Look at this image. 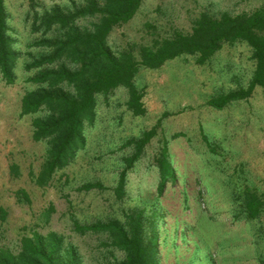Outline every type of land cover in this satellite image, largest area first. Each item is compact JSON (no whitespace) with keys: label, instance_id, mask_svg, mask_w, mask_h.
Here are the masks:
<instances>
[{"label":"rangeland","instance_id":"1","mask_svg":"<svg viewBox=\"0 0 264 264\" xmlns=\"http://www.w3.org/2000/svg\"><path fill=\"white\" fill-rule=\"evenodd\" d=\"M83 1L4 0L18 59L12 83L0 72V247L16 252L23 235L54 231L65 246H75L83 264H107L124 253L109 246L105 234L74 231L73 220L124 221L125 212L141 211L147 234L152 219L157 222L159 264H264V212L247 218L241 200L249 190L264 201V86L220 109L208 103L248 87L255 60L244 42L224 43L204 64L183 55L158 68L140 67L134 83L142 91L141 115L127 108L124 87L97 94L94 120L84 124V148L46 185L35 183L48 144L33 140L32 122L45 113L21 116V98L37 87L31 79L41 68L27 66L47 50L35 45L43 36L32 30V19L52 6L71 8ZM262 4L142 0L130 20L111 30L108 44L116 52L136 44L137 54L140 44L190 32L200 12L235 15ZM90 21L76 20L80 27ZM150 129L155 133L128 169L125 193L118 198L114 187L127 158L137 152L134 141ZM164 146L176 179L160 189L157 159ZM89 182L101 187L84 189Z\"/></svg>","mask_w":264,"mask_h":264},{"label":"trees","instance_id":"2","mask_svg":"<svg viewBox=\"0 0 264 264\" xmlns=\"http://www.w3.org/2000/svg\"><path fill=\"white\" fill-rule=\"evenodd\" d=\"M141 1L84 0L71 8L55 5L41 14H34L31 28L43 36L36 40L35 45L44 47L47 52L27 66L41 68L31 79L37 87L26 91L21 98L20 115L45 113L32 122L33 140L48 144L45 159L34 176L37 185H46L57 170L72 162L76 153L84 148V124L94 120L97 94H109L118 87H124L128 92L127 108L134 115L145 112L142 91L134 83L140 67L158 68L166 61L183 55H194L197 64H204L224 43L244 42L251 48V56L255 60L248 87L221 94L208 103L220 109L227 103L249 97L255 87L264 86V0L260 7L235 15L223 11L215 17L200 12L190 32H177L169 38H155L150 44H140L137 54L133 51L136 44L113 51L108 44L109 33L130 20ZM88 17L91 18L89 27L77 25V19ZM7 19L4 0H0V72L10 84L14 79L18 53L8 33ZM49 32H52L51 36L45 37ZM154 133L153 129L146 130L134 141L137 152L127 158L114 187L118 198L125 193L128 169ZM157 163L159 187L163 189L168 181L176 179L166 146ZM16 168L13 164L10 169L17 173ZM93 187H101V184L89 182L83 186L84 189ZM21 194L28 200L24 191ZM241 200L247 218H257L264 212V201L253 191L246 190ZM72 224L79 234H105L109 240L107 244L124 253L123 259H114L107 264H159L157 222L152 219L147 234L141 211L125 212L124 221L110 219L81 224L73 220ZM0 264L83 263L75 246L64 245L62 235L54 231L44 235L33 231L20 238L16 252L0 247Z\"/></svg>","mask_w":264,"mask_h":264}]
</instances>
